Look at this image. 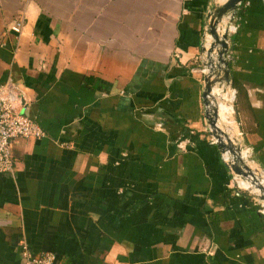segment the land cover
Masks as SVG:
<instances>
[{"label": "crops", "instance_id": "0c3cea01", "mask_svg": "<svg viewBox=\"0 0 264 264\" xmlns=\"http://www.w3.org/2000/svg\"><path fill=\"white\" fill-rule=\"evenodd\" d=\"M212 1L0 0V85L46 134L0 172V264L25 247L56 264H264V215L207 134L193 72ZM235 22L236 119L264 171L262 0Z\"/></svg>", "mask_w": 264, "mask_h": 264}, {"label": "built area", "instance_id": "2783aa9c", "mask_svg": "<svg viewBox=\"0 0 264 264\" xmlns=\"http://www.w3.org/2000/svg\"><path fill=\"white\" fill-rule=\"evenodd\" d=\"M262 2L264 4V0H262ZM229 17L230 19H228L229 21L228 28L226 31H224V34L225 33L228 34V45L230 47V52L227 58L230 61L232 58L231 38L238 33L239 26L235 22L237 19V14L234 17L232 16ZM23 28H24V19L21 18L14 25L12 30L17 34H21ZM206 31L207 28L204 31V36L206 35ZM202 59L204 61V57H202ZM193 72L195 73L199 72L202 77H205L209 73V69L208 67H204L203 69L199 68L197 70H194ZM221 86L228 88L229 92L233 93L234 100L232 102V105L234 107V113L236 114L235 111V102L237 99L236 89L231 86V83L230 85L222 84ZM213 97L216 99L215 95H213ZM24 100H25L24 92L17 83L13 81H9L5 84L0 85V172L4 174H14L16 171L17 160L15 158L13 151V146L14 143H16V141L41 140L46 136L45 131L42 129V127L27 114ZM235 123L238 129V136L244 138L243 133L239 129V122L235 120ZM212 144L216 145V140L214 138H212ZM179 146L180 149L184 150L183 143H181ZM245 149L251 150V154L248 160L245 159V162L247 164H251V162H255L256 166H258L255 160L253 150L248 147V148H242V151ZM221 157L224 165L229 163L225 160L224 155L223 156L221 155ZM260 170L262 171L263 175L260 173ZM229 173L230 176L232 177L234 188L236 190L248 193L252 201L255 202L256 205H259L261 209L260 212L264 215V205L262 206L263 208H261V204H259L257 202V199L254 197V194L257 193H255L252 189H246L241 187L235 177V174L232 171H229ZM257 174H256L257 178L260 176L261 179H259V181L262 183V179H264V171L259 168ZM22 257L24 264H56L55 255L51 253H40L35 255L27 247L24 248L22 252Z\"/></svg>", "mask_w": 264, "mask_h": 264}, {"label": "water", "instance_id": "95a60500", "mask_svg": "<svg viewBox=\"0 0 264 264\" xmlns=\"http://www.w3.org/2000/svg\"><path fill=\"white\" fill-rule=\"evenodd\" d=\"M243 2L244 0H228L222 6L216 7L213 13L209 11L207 15V19H210V22L206 23V28L209 36H211L213 40L207 54L211 58L212 54L217 52L218 62L215 63L209 59L207 64L209 73L204 77L203 82L204 117L210 129V136L216 140V146L221 152V155L223 156L227 151H229L232 155V163L225 164V167L234 174L236 173L246 178L251 177L260 193L258 196L259 200L264 202V186L261 185L256 173L242 158V147L237 145L236 142H234L228 134L218 126L219 111L218 107L215 105V98L212 95L217 84H223L225 82L230 85L229 60L227 58L230 52L228 34L225 33L220 35L218 26L224 17H234ZM205 50L206 49L203 44L202 53H204ZM219 71L223 74L220 78L218 76Z\"/></svg>", "mask_w": 264, "mask_h": 264}, {"label": "bare ground", "instance_id": "6f19581e", "mask_svg": "<svg viewBox=\"0 0 264 264\" xmlns=\"http://www.w3.org/2000/svg\"><path fill=\"white\" fill-rule=\"evenodd\" d=\"M226 17H229V16H226ZM229 19H230V17H229ZM228 24L229 23L227 22L225 25L226 27L224 28V31L227 30ZM224 31H223V33H224ZM211 39H212L211 36H209L210 41H211ZM215 55H217V54H215ZM213 95H215L217 97V100H219V101H217L218 103L216 104V106L218 107V111H219L218 126L222 130L227 132L229 134L230 138L231 137L233 138V136L235 137V135L238 134V129H237L235 120L233 118L234 107L232 105V102L234 100V95H233V93L229 92L228 88H225L223 86H216L213 90ZM250 154H251L250 149H245L242 151V158L244 159V161H245V159L248 160ZM224 158L229 163H232V161H233L232 155L229 151H227L224 154ZM251 164H252V162H251ZM253 167H254L253 165L250 166V168L252 170H253ZM235 177H236V179L239 182V185L241 187L246 188V189H252L255 193L259 192L251 177L246 178V177L240 176L239 174H236V173H235ZM261 185L264 186V179H262Z\"/></svg>", "mask_w": 264, "mask_h": 264}, {"label": "rangeland", "instance_id": "374dc122", "mask_svg": "<svg viewBox=\"0 0 264 264\" xmlns=\"http://www.w3.org/2000/svg\"><path fill=\"white\" fill-rule=\"evenodd\" d=\"M223 4H221V3H219V2H217L216 0H213L212 1V6H211V8H210V12L211 13H213L214 12V10H215V8L216 7H219V6H222ZM210 22V19L208 20L207 19V21H206V23H209ZM229 22V21H228ZM221 24V23H220ZM224 33H221V35H223ZM212 39H211V41L209 40V34H208V32L206 31V35H205V37H204V41H203V44H204V47H205V52L203 53V57H204V61H203V59L202 60H200V61H198V64H199V68L200 69H203L204 67H207V64H208V62H209V59H211L212 61H214L215 63H217L218 62V55H215V54H217V52H214L213 54H212V57L210 58L209 56H208V54H207V52L209 51V49H210V47H211V43H212ZM210 43V44H209ZM221 72L219 71L218 72V76H219V78L221 77ZM217 78V77H216ZM218 79V78H217ZM223 84H226L225 82L223 83ZM222 84H217V86H221ZM227 85V84H226ZM217 101H219V100H217V97H216V99H215V105L218 103ZM233 116H234V119L235 120H237L236 119V114L234 113L233 114ZM207 123V122H206ZM207 126H208V124H207ZM209 131H210V129H209V126L207 127V134L209 135V137H211V139H212V136H210V133H209ZM224 131V130H223ZM225 132V131H224ZM225 133H227V132H225ZM228 134V133H227ZM228 136H229V134H228ZM230 137V136H229ZM232 138V137H231ZM232 140L234 141V142H236V144L237 145H239V146H241L242 148H248L247 146H246V143H245V141H244V139H243V137H240V136H238V134L237 135H235V137L233 136V138H232ZM247 164V163H246ZM247 165H249V167L251 166V165H253L254 167H253V171L257 174V172L259 171V169H258V167L257 166H255V163H253L252 162V164H247ZM260 173L263 175V173H262V171L260 170ZM258 175V174H257ZM260 175V174H259ZM258 179H261L260 178V176L258 177ZM245 191V190H244ZM259 192H257V194H258ZM257 194H254V197L257 199V202L259 203V204H261V208H263L262 206L264 205V202H262V201H260L259 200V198L257 197L258 195Z\"/></svg>", "mask_w": 264, "mask_h": 264}]
</instances>
